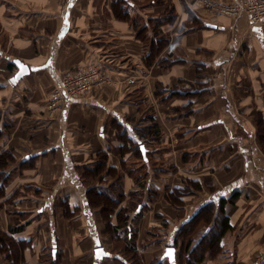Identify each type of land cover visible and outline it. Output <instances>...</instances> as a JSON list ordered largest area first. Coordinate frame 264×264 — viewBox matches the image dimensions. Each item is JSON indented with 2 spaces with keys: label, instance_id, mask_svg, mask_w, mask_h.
<instances>
[{
  "label": "crops",
  "instance_id": "crops-1",
  "mask_svg": "<svg viewBox=\"0 0 264 264\" xmlns=\"http://www.w3.org/2000/svg\"><path fill=\"white\" fill-rule=\"evenodd\" d=\"M199 2L0 0V264H181L206 206L192 245L229 229L203 264L260 254L264 23ZM91 65L109 84L48 111L62 74Z\"/></svg>",
  "mask_w": 264,
  "mask_h": 264
},
{
  "label": "built area",
  "instance_id": "built-area-1",
  "mask_svg": "<svg viewBox=\"0 0 264 264\" xmlns=\"http://www.w3.org/2000/svg\"><path fill=\"white\" fill-rule=\"evenodd\" d=\"M64 1V0H63ZM200 6L217 15L238 18L248 17L250 24L264 23V0H245L240 3L223 2L218 0H200ZM109 84V79L102 68L91 65L83 69L65 72L60 78V84L54 89L47 100L46 107L50 112L61 109L63 96L70 98L85 97L94 89ZM255 264H264V248L257 256Z\"/></svg>",
  "mask_w": 264,
  "mask_h": 264
},
{
  "label": "trees",
  "instance_id": "trees-1",
  "mask_svg": "<svg viewBox=\"0 0 264 264\" xmlns=\"http://www.w3.org/2000/svg\"><path fill=\"white\" fill-rule=\"evenodd\" d=\"M2 185L3 184H0V189L2 188ZM95 194L100 195L101 192L98 191ZM177 194L178 192L174 191L173 194H170V196H174ZM222 203L223 202L221 201L219 207V213H222V206H223ZM211 215H212L211 207L209 208L208 206H206L205 208L201 209L195 217L191 218L184 226H182L179 232V237L182 240L180 246L181 251L179 257V263L184 261L183 264H203L207 254L210 257L212 256V254L214 255L218 253V251H220L221 249V246L219 245L220 239L223 233L227 229H229V226L226 224L224 218H222L221 221L217 219L216 221L217 223H215V225L210 226L208 230L206 229V231H204L203 233V237H201L200 240L195 245H192L191 243L192 242L191 237L194 231L198 228V224L203 221L205 225H208V220L210 219ZM130 237H131V231L129 232L126 231L125 239L128 243L126 244L125 248H129L131 252H134L135 248L133 244H129L130 241L127 240L128 238L130 239ZM204 241L206 242V245L205 247H202V243ZM183 242L186 243L183 244ZM2 246L7 251V255H10V253L15 250V242L12 241L10 237H7V241ZM181 259L183 261H181ZM134 264H138V263L136 262Z\"/></svg>",
  "mask_w": 264,
  "mask_h": 264
},
{
  "label": "water",
  "instance_id": "water-1",
  "mask_svg": "<svg viewBox=\"0 0 264 264\" xmlns=\"http://www.w3.org/2000/svg\"><path fill=\"white\" fill-rule=\"evenodd\" d=\"M18 69V73L16 74L15 76V79L18 80L23 74H25L26 71L28 70H25V67L20 63V62H15ZM173 252H174V248L172 247H168L166 248L165 250V255L169 258V260L173 261ZM94 255H95V259L99 260L102 258V256L104 255V251L102 248H97L95 249L94 251Z\"/></svg>",
  "mask_w": 264,
  "mask_h": 264
},
{
  "label": "rangeland",
  "instance_id": "rangeland-1",
  "mask_svg": "<svg viewBox=\"0 0 264 264\" xmlns=\"http://www.w3.org/2000/svg\"><path fill=\"white\" fill-rule=\"evenodd\" d=\"M130 230H132V229H130ZM132 232H133V231H132ZM184 241H186V240H184ZM184 243H186V242H183V244H184ZM120 244H121V245H118L119 247H120V246H123L122 243H120ZM205 245H206V242L204 241V242L202 243V247H205ZM220 253H221V252L218 251V253H216V254H214V255L212 254V256H210V257H209V255L207 254L206 257H205V259H204V262L206 263V262H207V261H206L207 259H210V260H211V259L216 258L217 255H219ZM121 254H122V253H121ZM122 255H123V254H122ZM107 256H108V255H107ZM123 256H126V255H123ZM183 257H184V255H183ZM118 258L120 259V257H118ZM121 258H122V257H121ZM127 258H128V256H127ZM255 260H257V256L253 259L252 264H255V262H256ZM181 261H183V260L181 259ZM124 262H125V261H124ZM204 262H203V263H204ZM181 263H184V261L181 262ZM110 264H111V263H110ZM113 264H119V263H113ZM123 264H126V262L123 263Z\"/></svg>",
  "mask_w": 264,
  "mask_h": 264
},
{
  "label": "bare ground",
  "instance_id": "bare-ground-1",
  "mask_svg": "<svg viewBox=\"0 0 264 264\" xmlns=\"http://www.w3.org/2000/svg\"><path fill=\"white\" fill-rule=\"evenodd\" d=\"M150 223H151V222H150ZM150 223H149V224H150Z\"/></svg>",
  "mask_w": 264,
  "mask_h": 264
}]
</instances>
